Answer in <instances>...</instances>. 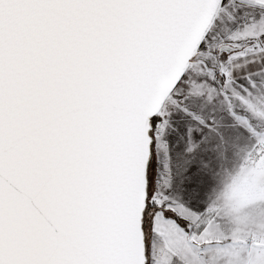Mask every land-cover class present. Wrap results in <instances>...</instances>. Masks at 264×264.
Masks as SVG:
<instances>
[{
    "label": "snow or ice",
    "instance_id": "obj_1",
    "mask_svg": "<svg viewBox=\"0 0 264 264\" xmlns=\"http://www.w3.org/2000/svg\"><path fill=\"white\" fill-rule=\"evenodd\" d=\"M0 264H264V0H0Z\"/></svg>",
    "mask_w": 264,
    "mask_h": 264
}]
</instances>
